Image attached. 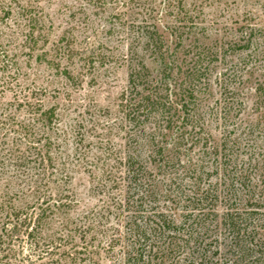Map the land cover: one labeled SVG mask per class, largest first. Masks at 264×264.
Returning a JSON list of instances; mask_svg holds the SVG:
<instances>
[{
	"label": "trees",
	"instance_id": "1",
	"mask_svg": "<svg viewBox=\"0 0 264 264\" xmlns=\"http://www.w3.org/2000/svg\"><path fill=\"white\" fill-rule=\"evenodd\" d=\"M37 1L0 0V97L12 95L0 102V264H264V148L251 159L262 189H250L244 167L252 165H239L236 142L224 137L211 147L199 136L206 126L201 96L210 88L202 62L218 56L193 45L203 29L202 0H164L173 48L155 23L130 29L141 52L128 49L127 86L90 161L84 152L72 159L62 152L57 112L73 104L81 75L72 50L45 49ZM23 56L45 64V85L18 68ZM48 86L63 104L38 99ZM254 97L261 116L247 126L263 139L264 80ZM82 165L92 177L90 206L71 185Z\"/></svg>",
	"mask_w": 264,
	"mask_h": 264
},
{
	"label": "rangeland",
	"instance_id": "2",
	"mask_svg": "<svg viewBox=\"0 0 264 264\" xmlns=\"http://www.w3.org/2000/svg\"><path fill=\"white\" fill-rule=\"evenodd\" d=\"M185 1L191 4L193 0ZM170 2L173 4L172 0ZM165 3L164 0L36 2L47 32L45 49L57 44L72 50L73 71L81 75V83L72 90L73 104L61 106L57 112L58 127L65 134L62 152L69 154L71 159L83 152L88 161L98 155L102 135L111 125L117 113L118 97L128 83L130 69L125 56L129 48H138L136 42H132L135 35H130V29L136 31L137 26H143L145 22L155 23L166 44L174 47V36L163 27L173 21ZM200 6L202 12L198 13L197 22L202 23L203 29L198 31L193 45L197 50L218 51V56L202 62L210 77V91L201 96L206 126L199 136L207 139L211 147L224 137L235 141L233 151L238 153L239 165L247 164V159L252 165L244 167L245 183L249 179L250 189L256 185L262 189L260 172H254L255 161L251 159L262 158L264 138H260L258 130H248L247 125L255 124L261 116L256 109L254 88L258 81L264 80V0H202ZM136 51L140 53L141 49ZM88 55L92 56L93 63L88 60L89 64L83 66ZM19 60L18 68L30 75L28 81L32 78L36 84L45 85L51 77L45 64H38L35 56L29 62L24 56ZM145 63L149 69H154L149 59ZM54 87L48 86L46 92L38 96L46 107L57 102L63 104L61 98H56ZM58 87L62 86L59 84ZM11 99L12 95L7 91L0 97V102L7 103ZM261 124L263 128L264 123ZM109 138L110 144L120 145V136L110 135ZM191 156L198 158V148L193 149ZM75 169L77 172L72 175L71 182L73 190L82 199L81 203L95 204L87 193L92 177L83 165ZM214 177L210 180L215 181ZM223 209L218 204L217 211L221 213ZM222 262L227 264V260Z\"/></svg>",
	"mask_w": 264,
	"mask_h": 264
}]
</instances>
